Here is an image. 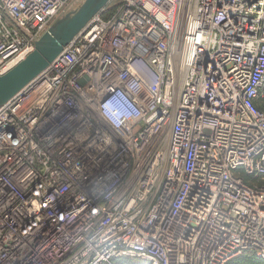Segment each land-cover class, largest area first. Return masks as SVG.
<instances>
[{"label": "built area", "instance_id": "built-area-1", "mask_svg": "<svg viewBox=\"0 0 264 264\" xmlns=\"http://www.w3.org/2000/svg\"><path fill=\"white\" fill-rule=\"evenodd\" d=\"M83 0H0V76ZM264 0H110L0 107V264L264 263Z\"/></svg>", "mask_w": 264, "mask_h": 264}, {"label": "water", "instance_id": "water-1", "mask_svg": "<svg viewBox=\"0 0 264 264\" xmlns=\"http://www.w3.org/2000/svg\"><path fill=\"white\" fill-rule=\"evenodd\" d=\"M109 1L83 0L74 11L57 19L35 42L34 50L7 73L0 76V107L37 78Z\"/></svg>", "mask_w": 264, "mask_h": 264}, {"label": "trees", "instance_id": "trees-1", "mask_svg": "<svg viewBox=\"0 0 264 264\" xmlns=\"http://www.w3.org/2000/svg\"><path fill=\"white\" fill-rule=\"evenodd\" d=\"M264 101V96L263 98L256 102V107L264 110L263 107H261V105L259 106L260 103H262ZM248 262H250V264H264L263 262H261L260 260L256 259L254 256L252 255H243L242 257H239L237 259L232 260L231 262H229L228 264H248Z\"/></svg>", "mask_w": 264, "mask_h": 264}, {"label": "rangeland", "instance_id": "rangeland-1", "mask_svg": "<svg viewBox=\"0 0 264 264\" xmlns=\"http://www.w3.org/2000/svg\"><path fill=\"white\" fill-rule=\"evenodd\" d=\"M82 2H83V1H82ZM82 2H81V3H82ZM260 105H261V107L264 108V101H263L262 103H260L259 106H260ZM248 264H250V262H248ZM251 264H252V263H251Z\"/></svg>", "mask_w": 264, "mask_h": 264}]
</instances>
